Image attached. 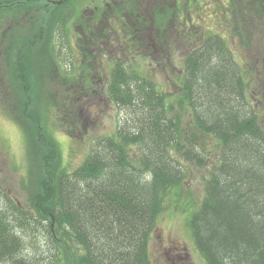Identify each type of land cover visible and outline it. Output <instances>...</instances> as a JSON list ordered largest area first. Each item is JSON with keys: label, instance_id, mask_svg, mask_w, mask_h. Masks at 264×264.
I'll use <instances>...</instances> for the list:
<instances>
[{"label": "trees", "instance_id": "1", "mask_svg": "<svg viewBox=\"0 0 264 264\" xmlns=\"http://www.w3.org/2000/svg\"><path fill=\"white\" fill-rule=\"evenodd\" d=\"M78 1L0 0V45L12 55L15 78L10 82L0 75V99L24 130L29 161L38 171L29 198L32 215L24 212L13 222L0 209V264H33L22 251L24 239L17 226L42 228L47 262L152 264L148 243L155 220L165 199L183 186L190 164L207 172L204 195L187 219L206 264H264V7L260 5L264 0L223 1L228 8L232 5L230 11L222 10L227 14L229 40L207 32L196 43L188 42L175 93L129 62L112 61L109 77L99 86L106 99L127 110L128 118L113 134L97 138L83 161L68 170L59 164L58 143L40 137L35 102L38 98L39 107H46L68 101L59 98L65 94V80L74 76L60 71L54 39L56 33L66 34L69 21L83 14L76 8ZM105 1L89 0L93 11L86 31L107 18V27L122 29L138 45L133 35L139 33L137 26H145L143 9L130 0L110 5L109 11ZM180 1L154 0L149 10L152 53L163 48L165 63L171 62L167 50L176 45L179 29L173 28L175 36L163 42L161 24L171 15L179 20L182 3H191ZM30 10L33 14L27 19L19 18ZM123 11L140 16L130 32L114 23L124 21ZM231 41L234 45L238 41L236 48L245 52L247 62L248 57L255 61L253 76L260 80L262 113L247 93L251 64L239 62ZM60 110L64 122L67 112ZM209 137L215 145L210 150L214 158L207 164L201 139ZM9 202L20 213L21 208Z\"/></svg>", "mask_w": 264, "mask_h": 264}, {"label": "rangeland", "instance_id": "2", "mask_svg": "<svg viewBox=\"0 0 264 264\" xmlns=\"http://www.w3.org/2000/svg\"><path fill=\"white\" fill-rule=\"evenodd\" d=\"M153 1L149 0L150 5L147 2L144 3L145 7L143 6L141 9L144 12L146 10L149 12ZM223 1L190 0L191 3H187V6L182 3V8L184 7L183 14L181 13L179 20L171 15L168 20L162 22V30L165 31L163 42L175 36L173 28L177 27L180 30L176 33V45L167 50L171 52L170 55L168 54L171 58L170 63H165L163 48L162 51L161 48H158L154 53H152L153 48H151L153 45L145 48L150 38H152L151 17L145 20V26L141 27L144 31L138 26L136 27L140 34H132L138 42V45H133L132 49L129 46L132 44L130 35L125 36L124 31L117 26L125 27V31H129L130 28L134 30L136 21L114 22L119 30V38L116 39L114 37L116 30L114 32V29L107 27V18L99 21L96 29L86 31L85 27L89 22V14L83 13L75 18V21H69L66 34L56 33L54 40L57 42V50L59 49L57 58L60 66H62L60 71L65 75L74 76L72 79L65 80V94H61L59 98V102L63 99L65 101L68 99V101L62 106L54 102V105L39 107L41 101H38L37 98L35 103H37V110L40 111V137L44 141H48L52 137L58 143V161L61 166L68 170L75 168L94 146L97 138L113 134L117 127L119 128L120 124L128 118L127 110L120 106L117 107L110 99H106L105 93L99 86L102 81H106V78L109 77L113 59H109L110 64H108V60L104 58L102 51L91 53V49L86 46L93 45V43L83 38L84 33L88 36H97L103 33L101 36L104 37L106 36L105 31H107L113 37L114 44L122 41L124 51L122 49L119 53L116 50L120 61L129 62L141 72L151 75L155 80L163 83L166 90L175 93L176 90L173 85L178 83L175 80H178V74L182 73V61L188 42L196 43V39L204 36L207 32L219 34L227 41L229 40L228 22L227 19H224L227 14L222 11L226 9L227 4L225 3L226 6L222 4ZM250 1L253 4L256 2L255 0ZM88 6H90L89 0H79L76 8L82 13V10L85 12ZM230 6L232 7V5ZM230 6L227 7L229 11ZM33 10H30L28 14L21 13L19 18L27 19V15H32ZM187 13H190L189 19ZM141 17L144 18V15L142 14ZM231 18L232 14L230 20ZM14 19H16V16H14ZM23 20L20 21L24 22ZM10 22L12 24L13 20ZM186 22H190V26ZM93 31L94 33H91ZM147 32H150V35ZM230 43L231 52L239 62L242 60L243 64H251V66H248L251 77L248 80L247 93L252 96L250 101L254 108L258 113H262L263 106L259 103L260 95L257 92L260 80H256L253 76L255 68L252 63L255 61H253V58L249 59V57L248 62L245 60V52L241 53L236 48L238 41L235 45L232 41ZM136 46H138V51ZM3 48L0 45L1 80L12 82L15 80L12 65L9 61L12 55H7ZM100 58H102L103 63H101ZM95 74L104 80H95ZM88 76L93 77L94 80H86ZM96 84L98 86L94 87ZM70 94L72 95L71 98H69ZM36 96L37 92H33V97L36 98ZM86 103L87 106L84 105ZM62 107L67 112V114L65 113L66 120L64 122L61 118L63 111L60 108ZM8 114L0 99V209L7 212L9 218L13 220L15 217H20V215L24 217V212L32 215L29 198L30 192L37 186L38 171L29 161L24 130L17 120ZM201 140L205 145V149H207L205 157H209L207 159L208 164L214 158V154L210 153V150L214 149L215 141L210 137ZM187 168H189V173L184 179L183 186L175 188L173 193L165 199V208L161 210L162 212L155 220V229L148 243V253L152 264H206L202 255L195 248L187 219H189L191 211L198 207L204 195L207 172L204 167L193 164H190ZM9 200L21 208L20 213ZM16 231L24 239V250L22 251L25 253L26 259L30 260L29 262H33V264H61L47 262L49 259V253L46 251L48 246L44 241L46 235L41 227L37 231L31 229V227L21 229L17 226ZM1 264L13 263L11 261Z\"/></svg>", "mask_w": 264, "mask_h": 264}, {"label": "flooded vegetation", "instance_id": "3", "mask_svg": "<svg viewBox=\"0 0 264 264\" xmlns=\"http://www.w3.org/2000/svg\"><path fill=\"white\" fill-rule=\"evenodd\" d=\"M101 1H103V0H101ZM125 1H127V2H131L130 0H106L105 1V6L106 7H108L109 8V11H111V8H110V5H116V4H119V3H122V2H125ZM134 1H136V4L135 5H137V9L138 10H140L141 9V7L142 6H144L145 7V4L144 3H146L147 2V4H149L150 5V3H149V0H132V2H134ZM190 0H186L185 2H189ZM263 0H261V2H262ZM263 3H264V1L260 4L262 7H264L263 6ZM96 8V7H95ZM87 9H89V11H87ZM86 10H85V12L82 10V13H84V14H89V13H91L92 11H93V7H91V6H88V8H87ZM121 9H124V8H121ZM105 11V8H103L102 7V13L100 14V16L101 17H103L104 16V12ZM139 14H141V13H139ZM188 14V19H189V15H190V13H187ZM135 15H137V14H135ZM88 16H91V15H88ZM123 20H126V21H137L138 20V18H140V16H138V17H134L133 16V13H131V15L128 13V12H126V11H123L122 13H121V16H120ZM150 18V14H149V12L146 10V12H144V20H148ZM188 21V20H187ZM187 24H189V26H190V22L188 23V22H186ZM180 31V30H179ZM179 31H177V32H179ZM115 32V31H114ZM91 33H94V31L93 32H91ZM115 36L114 37H116V39H118L119 37V30H116V32H115ZM140 34V31H139V33H138V35ZM142 34V33H141ZM147 34L148 35H150V32H147ZM106 36H101V35H89L88 36V34H86V33H84V37L83 38H85V40L86 41H88V42H91V43H93V45H89V46H86L87 48H90L91 50H90V52L91 53H94V52H96V53H98V52H103V54L102 55H104V58H106L107 60H108V64H110V61H109V59H113V61L115 60V61H120V57H119V55L117 54V51H119V53H120V51L123 49V51H124V49L125 48H123L124 46H123V44H122V41H118L117 42V44L115 45L114 44V42H113V37L110 35V34H108V33H106L105 34ZM96 36V37H95ZM180 36V35H179ZM95 37V38H94ZM99 43H101V45H99ZM134 44H130L129 46H130V49H132V46H133ZM149 45H150V41L148 42V44L145 46V48L146 47H149ZM129 46H125V47H129ZM85 47V46H84ZM83 47V48H84ZM117 50V51H116ZM115 54H117V55H115ZM112 55V56H111ZM100 60L102 61L101 63H103V60H102V58H100ZM124 62V61H123ZM96 76V79L95 80H104L102 77H97V74H95ZM86 80H94L93 79V77H89L88 76V78L86 79Z\"/></svg>", "mask_w": 264, "mask_h": 264}]
</instances>
